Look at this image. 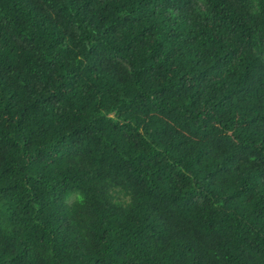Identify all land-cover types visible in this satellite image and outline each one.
I'll list each match as a JSON object with an SVG mask.
<instances>
[{
  "label": "trees",
  "instance_id": "1",
  "mask_svg": "<svg viewBox=\"0 0 264 264\" xmlns=\"http://www.w3.org/2000/svg\"><path fill=\"white\" fill-rule=\"evenodd\" d=\"M0 264H264V0H0Z\"/></svg>",
  "mask_w": 264,
  "mask_h": 264
}]
</instances>
